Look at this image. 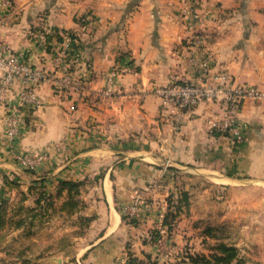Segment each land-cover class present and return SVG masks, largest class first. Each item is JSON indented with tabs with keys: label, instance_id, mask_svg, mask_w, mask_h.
Returning <instances> with one entry per match:
<instances>
[{
	"label": "crops",
	"instance_id": "obj_1",
	"mask_svg": "<svg viewBox=\"0 0 264 264\" xmlns=\"http://www.w3.org/2000/svg\"><path fill=\"white\" fill-rule=\"evenodd\" d=\"M69 34L67 67L55 71L54 83L37 86L35 110L22 106L29 84L18 78L0 100V207H33L40 184L54 195L61 180L81 182L74 210L62 208L64 190L40 225L6 223L20 233L69 219L57 237H67L70 248L48 251L40 263L64 264L65 254L69 264H127L130 257L168 264L190 237L180 214L195 177L215 188L258 189L264 204V104L246 98L238 107L243 137L236 142L212 125L223 117L222 103H199L175 129L159 116L156 93L171 81L212 82L221 70L234 85L264 90V0H0V47L33 68L54 70L59 37ZM8 114L25 124L13 141ZM39 153L47 160L34 170L18 161ZM135 196L143 203L129 218L125 206ZM162 212L174 214L167 245L176 251L168 257L155 237ZM73 219H86L82 234Z\"/></svg>",
	"mask_w": 264,
	"mask_h": 264
},
{
	"label": "rangeland",
	"instance_id": "obj_2",
	"mask_svg": "<svg viewBox=\"0 0 264 264\" xmlns=\"http://www.w3.org/2000/svg\"><path fill=\"white\" fill-rule=\"evenodd\" d=\"M190 183L193 192L185 196V208L180 214L185 218L182 229L188 232L190 237L187 238V245L176 252L175 259L169 261L172 264H191L182 257L191 252L207 256L215 251L217 244L224 243L237 248L241 264H264V204L261 202L263 196L259 194V190L251 189L252 192H248L245 185L215 188L211 187L206 179L198 177ZM34 196L38 198V194ZM20 206L17 205L5 214V218L11 220L9 221L11 226L15 225L14 222L19 218L26 222L30 220V213ZM68 220L58 219L60 225L55 221L54 225L43 231L33 227L20 233H13L4 227L0 231V264H42L38 258L48 251H54L55 248L65 251L70 248L67 237H57L61 236L64 229L61 225H67ZM73 220L77 222L73 226L78 225L77 233L82 234L86 221ZM35 221L40 225L43 219L40 222L36 219ZM32 234L40 235L41 238L32 241L29 239ZM65 257L64 254V264H69ZM59 262L60 260L57 264Z\"/></svg>",
	"mask_w": 264,
	"mask_h": 264
},
{
	"label": "built area",
	"instance_id": "obj_3",
	"mask_svg": "<svg viewBox=\"0 0 264 264\" xmlns=\"http://www.w3.org/2000/svg\"><path fill=\"white\" fill-rule=\"evenodd\" d=\"M191 1V0H190ZM194 1V0H192ZM190 13V10L186 11ZM193 12V13H192ZM192 15L198 16V13L191 11ZM42 42H45V35L40 34ZM71 38L63 35L56 52V64L54 70L33 68L28 61L23 60L20 56L8 51L4 47H0V100L2 92L15 79L29 85L21 94V103L27 110H35L40 105L39 96L37 94V86L43 82H55L54 73L64 64V58L69 56L71 50ZM199 64L202 66V75L207 74V62L201 59ZM205 71V73H204ZM214 81L201 84H194L189 81H171L156 90L160 98L159 116L172 127L178 129L186 114H188L196 105L201 102H220L224 106L223 117L212 123L218 130L228 132L233 141L239 142L242 139V133L235 119L238 107L246 100L252 98L261 101L264 104V90L249 84L234 85L231 78L225 70H221L213 75ZM6 136L9 140H15L20 136L25 124L16 114H8L6 116ZM47 160L46 153L36 155L19 156V163L29 170L38 168L42 162ZM143 199L135 196L132 201L125 206L126 215L129 218L138 215L139 207L142 205ZM146 211L150 210L148 203L144 204ZM165 214L160 213L158 222L155 225L156 241L166 257L171 256L173 247L167 245V240L171 235L169 225L165 222ZM168 260V264H171ZM110 264H124V260L120 258L114 259Z\"/></svg>",
	"mask_w": 264,
	"mask_h": 264
},
{
	"label": "trees",
	"instance_id": "obj_4",
	"mask_svg": "<svg viewBox=\"0 0 264 264\" xmlns=\"http://www.w3.org/2000/svg\"><path fill=\"white\" fill-rule=\"evenodd\" d=\"M69 37L72 39L73 36L69 34ZM59 41L62 39V35L59 37ZM81 185V182L71 181V180H61L58 182L57 189L55 191V194H49L45 193L43 190V185L40 184L39 186H36V190L38 191V198L35 202V206L26 208V211L29 212V224L32 225V223L36 220L40 222L42 219L47 218L49 213L50 207L53 206V197L60 195L64 190L67 191L68 199L63 203L62 208H68L67 211L74 210L78 204L79 200L76 198V194L79 191V187ZM5 202L2 201V205L0 207V231L6 226L7 219L5 218V208L3 207ZM20 208H23V206H20ZM61 208V209H62ZM174 219L173 213H167L165 215L164 222L169 225L170 230L173 228L172 220ZM86 220V219H85ZM25 220L23 218H19L16 220L15 226L19 227L22 224H25ZM30 226V225H29ZM156 237V234H155ZM184 260H188L191 264H198V263H204V264H241L242 260L238 257L237 248L232 245H227L224 243L217 244L215 251L209 255L204 254H193L188 253L187 256L182 257ZM127 264H140L139 261L136 258L130 257L127 261ZM172 264V263H171Z\"/></svg>",
	"mask_w": 264,
	"mask_h": 264
}]
</instances>
